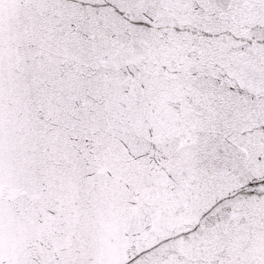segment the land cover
Instances as JSON below:
<instances>
[{
  "label": "snow or ice",
  "instance_id": "snow-or-ice-1",
  "mask_svg": "<svg viewBox=\"0 0 264 264\" xmlns=\"http://www.w3.org/2000/svg\"><path fill=\"white\" fill-rule=\"evenodd\" d=\"M0 264H264V0H0Z\"/></svg>",
  "mask_w": 264,
  "mask_h": 264
}]
</instances>
